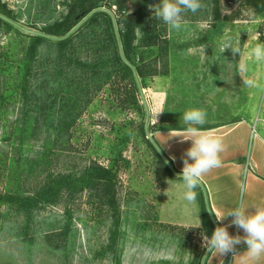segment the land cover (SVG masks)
<instances>
[{"label": "rangeland", "instance_id": "rangeland-1", "mask_svg": "<svg viewBox=\"0 0 264 264\" xmlns=\"http://www.w3.org/2000/svg\"><path fill=\"white\" fill-rule=\"evenodd\" d=\"M112 1L102 0V3L107 5ZM69 2L71 0H10L15 22L11 24L0 18V197L9 192H21L23 179L38 172L39 158L52 148L50 142L45 143L46 134L41 123L35 126L31 112L24 111L26 107L21 103L20 93L30 32L61 18L68 11ZM158 3L159 0H150L146 7L149 15H153V6ZM212 3L213 0H200L196 12H186L181 24L184 20L188 22L181 30L165 25L172 35V50L178 43L181 46L192 44L196 41V33L213 25L216 19ZM217 6L220 11L217 20L236 11L248 18V50L250 44L264 40V12L258 14L252 5L242 1L231 10L223 6L222 0H218ZM113 10H116L115 5H111ZM132 10L127 3L125 13ZM190 50L191 56L196 55L194 48ZM248 62L246 71L256 86L249 87L251 94L247 101L244 87L238 92L235 87L229 89L232 91L229 94L237 95L231 102L223 101L226 95L223 89L228 88L230 82L220 86V78L206 84L202 91H196L197 83L189 84L193 70L174 67L169 77L173 84L169 94L170 103L176 105L174 111L180 115L187 108L206 106L207 122L226 119L241 111L251 119L253 126L256 125L257 131L264 132L261 121L264 65L250 58ZM217 71L224 74L222 69ZM237 71L232 67L228 70L235 79ZM159 76V79L147 78L143 88L149 109L153 111L151 120H156L153 125L149 123L150 133L157 126L161 111V94L154 88H160L161 84L166 88L169 80L167 75ZM211 91L215 92L212 96ZM117 97L118 94L109 88L96 94L71 128L72 149L66 155L70 156L69 167L95 159L115 171L122 185L118 225L109 233L105 215L96 204L87 203L84 196L76 200L75 208L78 209L73 210L71 218L59 205L38 204L25 210L0 199V264H197L199 253L206 251L203 246L206 232L201 226L170 223L201 222L197 195L189 205L182 199L181 182L168 181L175 177L170 176L166 165L141 134L139 124L145 122L146 110L142 114L136 109H124L119 106ZM138 97L140 105L144 106L141 95ZM167 119L169 126L179 124V116ZM207 263H211L209 258Z\"/></svg>", "mask_w": 264, "mask_h": 264}, {"label": "trees", "instance_id": "trees-1", "mask_svg": "<svg viewBox=\"0 0 264 264\" xmlns=\"http://www.w3.org/2000/svg\"><path fill=\"white\" fill-rule=\"evenodd\" d=\"M149 2L140 0L137 9L125 13L123 11H126L128 0H113L107 5L102 0H71L68 11L61 18L46 23L40 29L51 35L63 36L92 9L106 5L111 10V5H115L114 16L125 59L118 47L113 17L104 10L94 12L64 39L30 33L20 98L23 107H26L24 111L31 112L35 126L41 123L46 134L45 143L50 142L52 148L47 155L39 158L41 167L36 168L38 172L23 179L22 191L6 193L0 197L1 200L13 202L25 210L38 204L59 205L65 215L71 218L73 210L78 209L75 208L76 200L84 196L87 203L96 204L95 207L105 215L109 222V233L118 225L122 185L115 171L95 159H88L77 167H69L67 163L70 162V156L66 154L72 149L71 128L96 94L109 88L118 94L119 106L136 109L144 114L132 67L143 88L147 78L168 73L169 47L173 41L167 38L166 26L147 13ZM213 2V16L218 19V0ZM242 2L252 5L258 14L264 12V0ZM147 50L151 52L150 55H145ZM139 127L144 140L164 163L159 152L146 138L144 121ZM155 127L165 129L175 126L168 127L162 119ZM166 168L170 176L177 177L167 165ZM198 199L201 205V228L206 235H210L215 226L207 212L201 190ZM204 252L199 253L197 264H201ZM208 257L205 264H208ZM230 257L228 254L222 264H229Z\"/></svg>", "mask_w": 264, "mask_h": 264}, {"label": "crops", "instance_id": "crops-1", "mask_svg": "<svg viewBox=\"0 0 264 264\" xmlns=\"http://www.w3.org/2000/svg\"><path fill=\"white\" fill-rule=\"evenodd\" d=\"M232 8L228 9L231 10ZM230 14L231 15L226 14L222 20L216 19L208 30L202 31L200 34L196 33V41L192 44H183V46H181L180 43H178L174 50L170 47L168 56L169 68L166 74L169 80L166 81V88L162 86V84L160 88H154L155 91H160L161 94V111L157 118V124L164 119L167 125L169 121V119H167L168 116H180L179 113L174 111L176 105L173 106V103H170L169 90L170 86L173 84L170 83L169 77L171 75V69L174 67H183L181 69L184 70L191 68L193 70L189 84L192 85V82L197 83L195 85L196 91H202V88H204L206 84H212L217 78H220L222 81L221 84H219L220 86L229 85L228 82H230L228 88H220L223 89L226 94L222 98L223 101L228 100L231 102L234 96L237 95L235 93L232 95L229 94L232 92H230L229 89L233 87H235L234 89H236L237 92L242 91L244 87L246 101L247 98H249L251 92L249 87L244 86L243 80H250V78L246 70L238 69V64H245L247 66L246 68H248L249 20L246 16H243L242 13L237 11ZM186 22L188 21L184 20L182 22L183 28H185L186 25L184 23ZM170 34L169 30L166 34L168 39H171L172 35ZM224 43H231L234 47L239 46L240 57L238 53L232 52L230 46L226 47L223 52H221V46ZM191 48H194L196 55L194 54L191 56L189 54ZM230 67L239 70L236 79L230 76L228 72ZM217 69H222L224 74H219ZM163 75L164 77L166 76L165 74ZM217 75L219 76L217 77ZM154 78H157V76H154ZM185 81L187 80L185 79ZM210 94L212 96L215 92L211 91ZM180 97L179 94L178 100ZM171 105L172 108L169 107ZM197 107L206 113V106L199 105ZM152 112L153 111L150 109V116ZM155 122L156 120L152 121V125ZM167 126L175 127L165 129L155 127L151 131L152 137L156 143L159 144L162 140L166 139L165 136L169 129L172 132H176L181 128L180 124ZM203 127L213 130L222 140V151L219 154L220 166L209 170V172L204 174L200 179V182L206 189L211 210L217 213L227 212L231 210L234 205L241 202L244 206H249V210H251V207L264 206V132L261 130L257 131L256 125H254L255 131H253L251 119L247 118L241 111L230 115L226 119L207 122ZM189 145L190 141L181 142L179 137H172L168 139L160 149L169 158L175 157L174 160L171 159L172 165L180 171L183 166L181 157L184 154V150L189 147ZM178 177L179 176L168 179V181L171 180L169 182L177 184L179 180L176 178ZM200 190L202 192L201 186L199 185L195 190L197 198ZM230 221L231 216L225 217L220 221L216 220L217 223L228 226L230 235L243 236L240 229L230 225ZM170 223L185 227L202 226V222H198L197 220ZM236 247L237 248L234 250L236 253L234 255L233 252H227L218 256L210 253L208 257L211 262L210 264H222L228 254L231 256L229 264H264V255L257 259H251L246 255L243 243Z\"/></svg>", "mask_w": 264, "mask_h": 264}, {"label": "clouds", "instance_id": "clouds-1", "mask_svg": "<svg viewBox=\"0 0 264 264\" xmlns=\"http://www.w3.org/2000/svg\"><path fill=\"white\" fill-rule=\"evenodd\" d=\"M200 8V0H159L158 5L153 6V16L172 30L181 28L182 18L186 12H196ZM231 47L233 53L240 57V47L231 43H224L221 52L226 47ZM248 56L254 63L264 65V40H257L250 44ZM239 61V60H238ZM245 64H238L239 70H246ZM239 70L237 73H239ZM245 87H255L253 80H243ZM181 128L172 132L170 129L159 144L155 142L157 150L162 148L165 142L172 137H179L181 142L190 141L189 147L184 150L181 157L182 168L178 180L183 189L182 199L191 205L196 199V189L201 177L209 170L220 166L219 154L222 151V140L211 129L204 128L206 113L197 107H190L179 116ZM175 159V157H170ZM168 161H164L167 163ZM211 212L217 221L231 216L230 225L240 229L243 236L230 235L228 226L218 224L210 235L203 237L204 248L215 256L227 252H233L237 245L243 243L246 255L251 259H257L264 255V206H244L243 203L234 205L227 212Z\"/></svg>", "mask_w": 264, "mask_h": 264}, {"label": "water", "instance_id": "water-1", "mask_svg": "<svg viewBox=\"0 0 264 264\" xmlns=\"http://www.w3.org/2000/svg\"><path fill=\"white\" fill-rule=\"evenodd\" d=\"M241 1L242 0H222V3H223V6L225 8H232V7L236 6L238 3H240ZM139 3H140V0H128V4H129V6L132 9H137L139 7ZM99 10L107 11L108 13H110L112 15V17H113V25H114V29H115V33H116L117 42H118V47H119V50H120V53H121L122 58L125 59L124 58V54H123V50H122L120 36H119V33H118V28H117V25H116V20H115L114 12L111 11L110 9L104 7V6L96 7L94 9H92L90 12H88L72 29H70V31L66 35H63V36H55V35H51V34L42 32L40 30L31 31L30 33L38 34V35H43V36H46V37H49V38H52V39H57V40L58 39H64L69 34H71L72 32H74L94 12L99 11ZM0 17L4 18L1 14H0ZM132 68L134 70V73H135V76H136V80H137V83H138V87H139V91H140V95L142 97V101L144 103V107H145V110H146V116H145V122H144L145 135H146V138H148L150 140V142L153 144V146L157 150V146L155 144V140H154V138L152 137V134L149 131L150 109H149L148 103L146 101V98H145V95H144V90H143V87H142V85L140 83V80L138 78V75L136 73V70L134 69V67H132ZM157 151L159 152V154L161 155V157L163 158L164 161H166V160L168 161L166 163V165L170 169L171 173L174 174V175H176V176H179L180 171H178L169 162V160L166 158L165 154L161 151V149H159ZM199 185L201 186V189H202V192H203V196H204V201H205V206H206L207 212H208V214H209V216H210V218H211L214 226L217 227L218 226V223L216 222V219L214 217V214L211 212V208H210V205H209V201H208V196H207L206 189H205V187L203 186V184L201 182L199 183ZM209 254L210 253L207 250L204 252L203 257L201 259V264H205L206 258H207V256Z\"/></svg>", "mask_w": 264, "mask_h": 264}, {"label": "flooded vegetation", "instance_id": "flooded-vegetation-1", "mask_svg": "<svg viewBox=\"0 0 264 264\" xmlns=\"http://www.w3.org/2000/svg\"><path fill=\"white\" fill-rule=\"evenodd\" d=\"M9 2L10 0H0V14L4 17L0 18L12 24L15 22V20H13L15 17L13 11L11 10L13 6L10 5Z\"/></svg>", "mask_w": 264, "mask_h": 264}, {"label": "built area", "instance_id": "built-area-1", "mask_svg": "<svg viewBox=\"0 0 264 264\" xmlns=\"http://www.w3.org/2000/svg\"><path fill=\"white\" fill-rule=\"evenodd\" d=\"M113 12H115V11L113 10ZM123 12H125V11H123ZM261 121H262L263 127H264V114H263V116L261 118ZM151 123H152V120H151ZM252 130L255 131V127L254 126H253Z\"/></svg>", "mask_w": 264, "mask_h": 264}]
</instances>
